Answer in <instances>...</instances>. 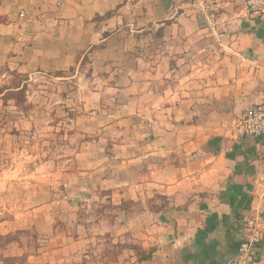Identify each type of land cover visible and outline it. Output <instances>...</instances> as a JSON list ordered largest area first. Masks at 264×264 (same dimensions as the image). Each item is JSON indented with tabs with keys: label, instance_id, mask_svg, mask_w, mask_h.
<instances>
[{
	"label": "crops",
	"instance_id": "crops-1",
	"mask_svg": "<svg viewBox=\"0 0 264 264\" xmlns=\"http://www.w3.org/2000/svg\"><path fill=\"white\" fill-rule=\"evenodd\" d=\"M243 2L0 0V71L76 79L77 92L62 96L79 99L64 110L83 147L75 173L80 200L100 212L75 243L95 233L151 255L124 248L112 264H223L247 219L264 224V136L238 123L264 95V17L246 18ZM21 9L46 14L32 40ZM35 108L0 106V264L44 258L22 237L1 238L39 233V171L7 155L11 133L37 129ZM255 253L264 264V235Z\"/></svg>",
	"mask_w": 264,
	"mask_h": 264
},
{
	"label": "rangeland",
	"instance_id": "rangeland-1",
	"mask_svg": "<svg viewBox=\"0 0 264 264\" xmlns=\"http://www.w3.org/2000/svg\"><path fill=\"white\" fill-rule=\"evenodd\" d=\"M68 73L71 75L73 71L70 70ZM0 74V94H2L0 106H16L27 115L32 105H35L38 107L35 108L36 114H39L37 129L11 133L13 140L8 147L7 155L11 157L10 159L24 161L26 169L34 167L39 171L41 182L38 198L42 202V209L35 212V218L40 225V234L36 226L32 230L18 234L17 237L24 238L30 252L34 249L35 251L42 249L35 254L44 258L33 264H107L106 261L111 254L109 257L105 254L112 250V238L107 235L96 236L93 233L94 236L92 235L89 242H84L83 245L80 242L75 243L81 235L80 224L85 223L86 220H89L91 225L95 224L100 212L96 201L89 204L80 200L82 178L75 173L76 168H80L83 147L79 141L81 137L76 135L74 128L70 129L67 125L68 118H73L74 115H66L64 110L67 109V105L78 103L79 99L70 96L66 100L62 96L77 92L76 79L60 83L56 79L44 76L42 78L34 74L17 75L3 70ZM49 93L54 94L53 98L48 97ZM27 96L31 99L29 102ZM10 115L7 113L5 116L10 117ZM13 115L16 116L14 113ZM1 119H3L2 116ZM108 148H102V155L107 157L111 155V149L107 150ZM97 161L98 159L94 158L92 162L97 163ZM71 173L73 175H70ZM26 180L30 181V179ZM84 182L87 184L83 187H92L88 184L87 177L84 178ZM28 185L25 182L24 187L21 188L25 195L28 193ZM94 192L97 193L96 190ZM49 202L52 204L48 205ZM51 235L62 236L50 242ZM56 248L61 251L54 257ZM66 251L69 255L72 254L71 251H75L73 258L66 257ZM25 260V257L8 259L5 264L24 263Z\"/></svg>",
	"mask_w": 264,
	"mask_h": 264
},
{
	"label": "built area",
	"instance_id": "built-area-1",
	"mask_svg": "<svg viewBox=\"0 0 264 264\" xmlns=\"http://www.w3.org/2000/svg\"><path fill=\"white\" fill-rule=\"evenodd\" d=\"M60 2H56L59 6ZM244 13L248 19H260L264 17V0H244ZM45 13L37 15L25 9L18 12L21 21L20 28L24 35L31 40L36 33L37 25L43 23ZM241 129L252 136H264V95L259 103L246 109L238 120ZM243 237L238 244L236 252L223 264H259L255 249L262 241L264 224L259 217H251L244 223Z\"/></svg>",
	"mask_w": 264,
	"mask_h": 264
},
{
	"label": "trees",
	"instance_id": "trees-1",
	"mask_svg": "<svg viewBox=\"0 0 264 264\" xmlns=\"http://www.w3.org/2000/svg\"><path fill=\"white\" fill-rule=\"evenodd\" d=\"M73 71V69H70ZM26 231H23V230H19V231H16V232H13V233H8L4 236H2L1 238L3 240H13L17 237L18 234H21V233H25ZM111 246H112V250L111 251H107L105 255L108 254V257H109V254H111V257L109 258L108 261H106L107 264H112L114 262H117L118 260V256L120 255L121 251L124 249V248H130L131 250L134 251L137 259L139 261L141 260H148L150 259L151 255L150 253H148L147 251H145L144 249H142L141 247H139L138 245H126V244H120V243H111ZM7 259H11L13 260V258H7ZM6 259V260H7Z\"/></svg>",
	"mask_w": 264,
	"mask_h": 264
}]
</instances>
